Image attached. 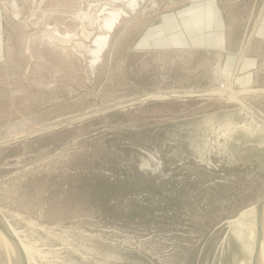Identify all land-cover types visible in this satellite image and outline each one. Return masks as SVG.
<instances>
[{"label":"rangeland","instance_id":"1","mask_svg":"<svg viewBox=\"0 0 264 264\" xmlns=\"http://www.w3.org/2000/svg\"><path fill=\"white\" fill-rule=\"evenodd\" d=\"M132 2L0 0V211L31 264H256L264 0Z\"/></svg>","mask_w":264,"mask_h":264},{"label":"bare ground","instance_id":"2","mask_svg":"<svg viewBox=\"0 0 264 264\" xmlns=\"http://www.w3.org/2000/svg\"><path fill=\"white\" fill-rule=\"evenodd\" d=\"M136 1L137 0H134V2H132L133 4H135L136 3ZM118 15V14H117ZM117 15L115 16V15H112V16H110V17H108L107 19H106V23H108L109 24V27H112V25H114L113 23H114V21H115V19H116V17H117ZM55 32V31H54ZM106 39H107V36H101V37H99V39H98V41H100V44H101V47L106 43ZM100 49V48H99ZM99 49L98 50H96V55H97V53H99ZM232 76V75H231ZM223 84V83H222ZM231 84V83H230ZM229 85V84H228ZM227 85V86H228ZM226 86V84L224 83L223 84V86H222V88L219 90H217V91H219V92H225V91H228L227 92V95L228 96H230L231 98H233L235 95H233V93L230 91V89H232L231 88V85H230V87L228 86L227 87ZM213 91V90H212ZM216 90H215V93H218ZM209 92V91H208ZM211 92V91H210ZM213 93H214V91H213ZM235 93V92H234ZM235 100V99H234ZM4 138V137H3ZM6 139H7V137H6ZM3 141V140H2ZM250 209H252V208H250ZM249 210V209H248ZM251 212V211H250ZM245 214V213H244ZM242 215H243V213H242ZM244 219V218H243ZM247 219H248V217H247ZM253 220V219H252ZM239 221V220H238ZM241 221V220H240ZM241 224V223H240ZM243 225V224H242ZM260 225H262V224H260ZM255 226V225H254ZM10 227L12 228V226L10 225ZM248 228V227H247ZM13 229V228H12ZM14 232H15V234H17L16 233V231L15 230H13ZM18 236V235H17ZM257 236H258V240H257V243H256V248H257V250H256V248H255V250L256 251H258L257 252V254H256V264H264V214H263V226H261V232L260 231H258V233H257ZM250 237V236H249ZM257 238V237H256ZM0 239H1V242H0V247H2L3 249H4V251H6V252H8V254H11L12 252H14V254L18 257V255H17V252H16V250H15V248H14V246H13V244H12V242L7 238V236L0 230ZM20 240V239H19ZM2 243H4L5 245H6V248H4V246H3V244ZM254 244V243H253ZM23 245V244H22ZM251 249V248H250ZM252 250V249H251ZM253 251V250H252ZM251 251V252H252ZM26 255H27V259H28V262H29V264H31L32 263V261H31V258L32 257H30V255H29V253L27 252L26 253ZM251 258V257H250ZM253 258H255V256L253 257ZM9 259H11V258H9ZM17 260V259H16ZM35 261V260H34ZM19 262V261H18ZM17 262V263H18ZM251 262V261H250ZM254 262V261H253ZM254 262V263H255ZM10 264H14V262L13 261H11L10 262Z\"/></svg>","mask_w":264,"mask_h":264},{"label":"water","instance_id":"3","mask_svg":"<svg viewBox=\"0 0 264 264\" xmlns=\"http://www.w3.org/2000/svg\"><path fill=\"white\" fill-rule=\"evenodd\" d=\"M152 97V96H150ZM147 97V98H150ZM256 209L258 212L257 221L258 225L262 218V214H264V198L256 204ZM0 230L7 236V238L12 242L17 255L19 264H29L26 252L24 250L23 245L21 244L17 234L13 231V229L10 227V223L6 219V217L3 215V213L0 211ZM259 231L261 232V228L259 226ZM5 264H9L7 261H4Z\"/></svg>","mask_w":264,"mask_h":264},{"label":"crops","instance_id":"4","mask_svg":"<svg viewBox=\"0 0 264 264\" xmlns=\"http://www.w3.org/2000/svg\"><path fill=\"white\" fill-rule=\"evenodd\" d=\"M218 11H219L218 9H215V8L212 9L211 7L205 8L203 10L204 15H208V16H211V15H213V12H218ZM170 14L171 15H169V14L167 15V20L170 18V16H173V18H174L175 11H174V13H170ZM176 14H178V13H176ZM210 21H211V19L208 20V22H210ZM185 22H186V19H185V15H184L183 18H182V23H185ZM206 22H207V20H206ZM167 27H168V25H167ZM169 27H171V26H169ZM180 28H181V30L177 34L179 36H181L183 39H186V37L188 38V35L185 33L183 28L182 27H180ZM168 29H170V28H168ZM173 31H175V30H173ZM176 31H178V30H176ZM219 35H220V31L217 30V29L216 30H212V31H206V37H207L206 40L208 41L210 46H213V47H216V46H218V47H220V46L227 47V45H228L227 38L225 37V38L222 39V41H220V39H218ZM191 36L194 37V38H197L196 34L191 35ZM192 42L196 43L195 41H192Z\"/></svg>","mask_w":264,"mask_h":264},{"label":"built area","instance_id":"5","mask_svg":"<svg viewBox=\"0 0 264 264\" xmlns=\"http://www.w3.org/2000/svg\"><path fill=\"white\" fill-rule=\"evenodd\" d=\"M224 84V83H223Z\"/></svg>","mask_w":264,"mask_h":264}]
</instances>
